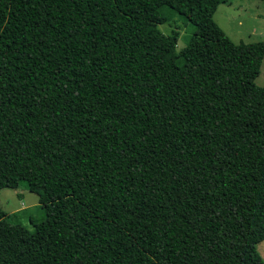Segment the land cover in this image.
<instances>
[{
	"label": "trees",
	"instance_id": "obj_1",
	"mask_svg": "<svg viewBox=\"0 0 264 264\" xmlns=\"http://www.w3.org/2000/svg\"><path fill=\"white\" fill-rule=\"evenodd\" d=\"M222 1L0 0V189L45 213L0 206V264H264V40Z\"/></svg>",
	"mask_w": 264,
	"mask_h": 264
},
{
	"label": "rangeland",
	"instance_id": "obj_2",
	"mask_svg": "<svg viewBox=\"0 0 264 264\" xmlns=\"http://www.w3.org/2000/svg\"><path fill=\"white\" fill-rule=\"evenodd\" d=\"M214 19L236 43L264 40V0H223ZM159 28L165 34H171L174 30L179 32L177 52L186 46L195 30L192 23L179 13L169 22L160 24ZM255 82L264 85V60ZM0 206L14 221L32 230L31 219H41L45 214L38 195L29 189L27 182H22L17 189H0ZM257 249L264 259V240L257 243Z\"/></svg>",
	"mask_w": 264,
	"mask_h": 264
}]
</instances>
